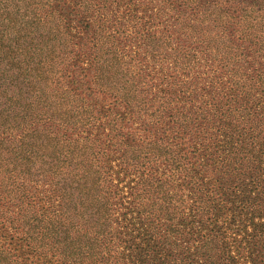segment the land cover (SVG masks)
Listing matches in <instances>:
<instances>
[{
	"label": "trees",
	"instance_id": "trees-1",
	"mask_svg": "<svg viewBox=\"0 0 264 264\" xmlns=\"http://www.w3.org/2000/svg\"><path fill=\"white\" fill-rule=\"evenodd\" d=\"M0 264H264V0H0Z\"/></svg>",
	"mask_w": 264,
	"mask_h": 264
}]
</instances>
